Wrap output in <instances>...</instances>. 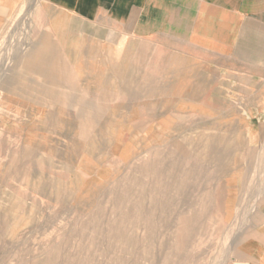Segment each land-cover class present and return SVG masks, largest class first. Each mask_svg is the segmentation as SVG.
Segmentation results:
<instances>
[{
  "label": "rangeland",
  "instance_id": "rangeland-1",
  "mask_svg": "<svg viewBox=\"0 0 264 264\" xmlns=\"http://www.w3.org/2000/svg\"><path fill=\"white\" fill-rule=\"evenodd\" d=\"M51 15L0 0V264H244L264 82Z\"/></svg>",
  "mask_w": 264,
  "mask_h": 264
},
{
  "label": "crops",
  "instance_id": "crops-1",
  "mask_svg": "<svg viewBox=\"0 0 264 264\" xmlns=\"http://www.w3.org/2000/svg\"><path fill=\"white\" fill-rule=\"evenodd\" d=\"M37 1L52 11V22L69 20L67 30L77 22L108 45L173 44L212 69L243 70L264 82V0ZM261 209L256 233L242 243L244 264H264V205Z\"/></svg>",
  "mask_w": 264,
  "mask_h": 264
}]
</instances>
